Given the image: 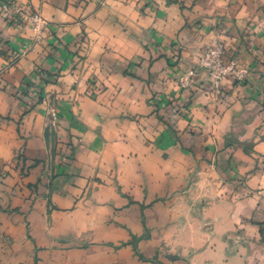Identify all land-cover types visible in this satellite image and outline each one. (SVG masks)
Listing matches in <instances>:
<instances>
[{
	"label": "crops",
	"instance_id": "crops-1",
	"mask_svg": "<svg viewBox=\"0 0 264 264\" xmlns=\"http://www.w3.org/2000/svg\"><path fill=\"white\" fill-rule=\"evenodd\" d=\"M6 1L0 264H264V0Z\"/></svg>",
	"mask_w": 264,
	"mask_h": 264
},
{
	"label": "built area",
	"instance_id": "built-area-1",
	"mask_svg": "<svg viewBox=\"0 0 264 264\" xmlns=\"http://www.w3.org/2000/svg\"><path fill=\"white\" fill-rule=\"evenodd\" d=\"M2 15L15 24H20L25 20L30 22L33 30L37 33H41L44 27V21L38 12L25 9L13 0H7L3 4ZM26 52L27 49H24L15 56H23ZM248 75V70L241 68L237 60H225L223 48L216 46L208 48L200 54L198 67L183 73L180 78V85L183 89L189 90L194 87L197 81L206 78L209 82L211 95L220 101L224 96L223 83L226 79L244 82Z\"/></svg>",
	"mask_w": 264,
	"mask_h": 264
}]
</instances>
